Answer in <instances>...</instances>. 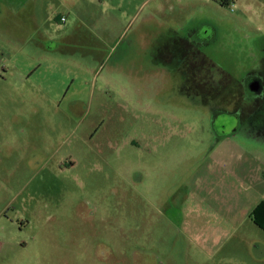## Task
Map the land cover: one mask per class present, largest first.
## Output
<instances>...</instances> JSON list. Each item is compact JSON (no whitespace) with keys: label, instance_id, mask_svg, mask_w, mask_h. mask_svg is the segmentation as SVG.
I'll list each match as a JSON object with an SVG mask.
<instances>
[{"label":"rangeland","instance_id":"rangeland-1","mask_svg":"<svg viewBox=\"0 0 264 264\" xmlns=\"http://www.w3.org/2000/svg\"><path fill=\"white\" fill-rule=\"evenodd\" d=\"M220 1L0 0V264H264V136L216 139L158 53L199 24L238 73L264 0Z\"/></svg>","mask_w":264,"mask_h":264},{"label":"flooded vegetation","instance_id":"flooded-vegetation-1","mask_svg":"<svg viewBox=\"0 0 264 264\" xmlns=\"http://www.w3.org/2000/svg\"><path fill=\"white\" fill-rule=\"evenodd\" d=\"M206 33L199 24L185 33L172 31L158 53L180 75L181 93L210 111L216 139L243 129L264 136V33L247 35L250 39L236 48L234 75L206 56Z\"/></svg>","mask_w":264,"mask_h":264},{"label":"trees","instance_id":"trees-1","mask_svg":"<svg viewBox=\"0 0 264 264\" xmlns=\"http://www.w3.org/2000/svg\"><path fill=\"white\" fill-rule=\"evenodd\" d=\"M223 4L228 5V0H221ZM252 222L264 231V200L260 201L251 212Z\"/></svg>","mask_w":264,"mask_h":264},{"label":"crops","instance_id":"crops-1","mask_svg":"<svg viewBox=\"0 0 264 264\" xmlns=\"http://www.w3.org/2000/svg\"><path fill=\"white\" fill-rule=\"evenodd\" d=\"M262 200H264V199H262ZM262 200H261V201H262ZM259 202H260V201H259ZM259 202H258V203H259ZM258 203H257V204H258ZM257 204H256V205H257ZM256 205H255V206H256ZM255 206H254V207H255ZM254 207H253V208H254ZM253 208H252V210H253ZM252 210H251V212H252Z\"/></svg>","mask_w":264,"mask_h":264},{"label":"built area","instance_id":"built-area-1","mask_svg":"<svg viewBox=\"0 0 264 264\" xmlns=\"http://www.w3.org/2000/svg\"><path fill=\"white\" fill-rule=\"evenodd\" d=\"M231 7H232V10H233V5H231Z\"/></svg>","mask_w":264,"mask_h":264}]
</instances>
